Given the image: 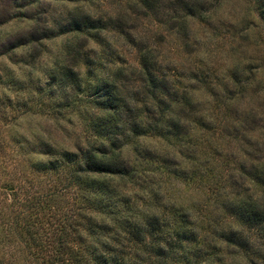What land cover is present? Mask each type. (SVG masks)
<instances>
[{"label": "trees", "instance_id": "16d2710c", "mask_svg": "<svg viewBox=\"0 0 264 264\" xmlns=\"http://www.w3.org/2000/svg\"><path fill=\"white\" fill-rule=\"evenodd\" d=\"M261 7L248 42L220 74L213 63L197 61L184 75L164 73L158 57L137 47L133 64L139 79L130 90L122 84L126 64L118 55L109 57L108 68L100 60L93 69L86 60L90 72L85 83L95 109L83 118L88 126L84 140L73 150L46 142L36 154L53 160L35 158L31 164L36 175L42 173L38 180L49 175L56 179L47 187L44 183L43 198L25 200L28 215L21 217L24 229L33 232L30 242L40 246L44 242L37 231H49L44 244L49 255L43 264H219L213 247L208 249L201 239L202 222L196 225L176 203H165L168 190L150 177L157 173L167 183L195 177L202 182L210 160L226 162L217 150L230 141L237 144L241 158L223 177L227 186L214 180L215 189L227 196L221 208L232 220L219 238L239 249L249 264H264V4ZM49 30L44 27L41 37L17 47L39 43ZM84 33L89 38L90 32ZM130 43L134 46V40ZM199 94L206 98H196ZM176 153L191 166L179 167ZM240 179L248 180L255 192H239L235 181Z\"/></svg>", "mask_w": 264, "mask_h": 264}, {"label": "rangeland", "instance_id": "374dc122", "mask_svg": "<svg viewBox=\"0 0 264 264\" xmlns=\"http://www.w3.org/2000/svg\"><path fill=\"white\" fill-rule=\"evenodd\" d=\"M261 4L264 0H0V264H43L44 256L48 258L44 244L50 239L49 231L36 230L44 242L40 246L36 240L30 242L33 232L24 229L21 217L28 215L25 200L43 198L48 182L56 179L49 175L38 180L42 173L36 175L31 164L35 158L53 160L36 154L46 142L73 150L84 140L88 126L83 118L95 109L89 104L91 88L85 83L88 62L94 69L101 60L108 68L109 57L118 55L131 64L125 65L122 81L130 90L139 79L133 64L137 47L158 57L164 73L184 75L197 61L213 63L220 74L248 42ZM45 24L52 28L48 36L17 47L41 37ZM83 32H90L89 38ZM72 47L74 52L69 53ZM215 138L221 142L219 135ZM217 153L226 162L215 164L209 159L210 172L202 182L195 177L167 183L157 173L150 180L168 190L165 203H176L196 225L202 222L201 239L208 249L213 247L215 261L249 264L239 249L219 238L232 220L221 208L227 196L215 189L214 181L227 186L223 177L241 153L234 141ZM176 159L179 167L191 166L178 153ZM235 182L239 192H255L248 180Z\"/></svg>", "mask_w": 264, "mask_h": 264}]
</instances>
